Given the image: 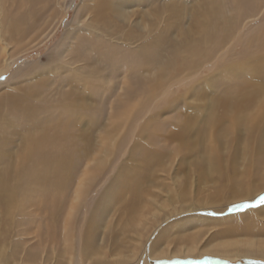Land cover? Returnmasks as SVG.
<instances>
[{"label": "rangeland", "instance_id": "rangeland-1", "mask_svg": "<svg viewBox=\"0 0 264 264\" xmlns=\"http://www.w3.org/2000/svg\"><path fill=\"white\" fill-rule=\"evenodd\" d=\"M178 1H184L185 5L176 4L171 12L177 14L181 24L177 27V23L171 20L169 22L173 26L165 30L163 24H166L171 14L165 0H0V135L10 137L9 141L0 143L3 151L0 154V169L5 167L8 157L13 158L17 139L29 130L35 138L46 142L50 152L61 148L66 155L72 152L77 158L80 152L91 151L88 156L93 161L88 167L86 161L83 165L82 160H79L71 174V189L63 213L65 217L74 203L73 188L86 177L84 175L89 174L84 182L90 189L81 198L83 204H80L79 209L78 202L70 223L73 229L67 235L71 236L72 242L69 245L73 243L72 247L75 246L76 252L82 240L91 242L93 250L84 259L85 264H94L96 261H101V264H157V261L147 257V252L156 254L164 249L168 256L173 255L170 252L174 253L183 245V233L184 237H188L195 230L194 218L167 213L175 210L178 212L176 204H182V199L187 196L176 198L172 193L173 202L170 201L169 207L166 208V204H163V208L153 211L149 191L152 192L159 183V188L170 183L163 172L155 171L154 176H144L141 179L139 199L135 197L137 188L130 190L123 178L128 177L127 168L132 165L133 159L142 155L149 158L165 157L168 148H173L176 143L170 144L171 142L163 139L173 138L172 134L175 132L181 131L179 136L186 132L194 144H205L207 148L204 130L210 126L207 119L220 111L225 87L229 85L222 82L224 76L213 73L219 60L213 61L211 66L206 65L209 68L201 67L200 74L195 77L186 76L191 79H187L185 83H180L182 79H179L178 72L171 74L174 70L166 69L167 77L163 78L162 74L155 76V70L150 69L148 63L153 60L156 66L165 63L169 66L177 65L173 60L178 54L193 49L197 45L195 40H200L196 30L202 11L197 8L195 10V7L203 0ZM208 8L214 14L222 12L221 19L232 17L235 13L229 0H212ZM256 13V17L244 20L245 32L264 24V3L260 4ZM91 20L96 27L94 31L89 26L86 28ZM204 22L203 24L206 23ZM194 25L195 28H192ZM121 41L128 42L129 49L118 48L117 43ZM139 44L145 45L141 53L136 51ZM104 54H111L116 58L111 60L105 58ZM189 54L186 68L203 53L191 50ZM195 54L199 55L191 58ZM143 63L151 71L140 72L137 67ZM247 68L248 66H243L241 69ZM178 71L181 75L185 74ZM214 74L217 75L209 85V81L205 79L210 80L209 77ZM237 75L239 80L232 81V84H243L244 77ZM145 78L148 83H145ZM249 78L251 85L259 83L260 77L257 80L249 75ZM152 81L153 85H149ZM191 84L193 87L188 100L171 101L172 92L178 86L188 88ZM157 86L163 92L160 90V97L155 95L156 98H151V107L137 119L131 116L127 121L123 120L122 117L134 109V101L141 95L145 97L148 91L153 93ZM129 90L137 98L131 100L127 94ZM184 94L187 95V92L179 97ZM211 99L216 104L208 101ZM155 100H159L157 105ZM187 103L189 106L185 105ZM197 107L201 109H195ZM250 111L254 112V109ZM12 122H18V125L13 126ZM240 131L244 134L243 128ZM229 133L230 145L218 148L216 163H227L229 170L226 177L237 175V180L233 181L239 185L240 199L247 200L253 194L255 199L244 204L256 206L235 208L220 216L249 213L264 207V204L259 203V197L264 195V140L262 150L258 153V144L255 143L258 132L251 140L238 135L235 130H230ZM103 142L106 143L101 146ZM183 158L195 161V158L181 152L171 163L174 167L179 166L177 173L183 178L185 189L194 186V190L203 191V195L209 193L208 197H211L215 189H227L230 186L228 179L219 184L215 183L216 177L213 181L207 179L210 170L205 162L201 161L202 173L197 171V162L200 160L195 161L193 171L194 168L185 167L186 161L182 162ZM167 160L166 165L172 161ZM96 161L99 170L96 169ZM154 193H157L155 198L159 199V190L155 189ZM128 195L131 197L127 198ZM223 195L222 204L227 202L226 205H231L235 201L236 197L232 198L231 193ZM193 201L196 200L192 198L187 205ZM31 211L40 215V224L49 216L48 212L44 214L39 209L23 208L22 214L17 217V220H23V235H16L1 219L0 264H63L62 223L54 229L57 233L59 230L61 237L50 247L47 238L41 243L38 241L36 234H45L48 227L42 225L38 228L31 218ZM153 214H157L155 220ZM170 215L172 216L169 217ZM245 218L244 230L239 234H217L209 245H203L208 248L213 244L222 246L226 243L224 246L228 248L225 250L238 249L234 252H239L240 255L236 256L234 252L226 255L204 254L198 246L197 252L203 253L202 256L196 252L198 257L179 255L158 261L264 264V259L258 262L249 259L250 252L256 251L253 254L255 258H261L264 254L260 248L264 244V208L258 216ZM237 220L232 224L242 225ZM176 223L184 224L173 227ZM32 229H36L35 235L31 233ZM221 229L222 227L217 228L219 231ZM245 241L252 244H240ZM151 244L152 247L148 250ZM230 244L236 245L229 246ZM32 247L33 251H29ZM53 256L56 258L53 259ZM67 261L65 258L64 263L68 264Z\"/></svg>", "mask_w": 264, "mask_h": 264}, {"label": "bare ground", "instance_id": "bare-ground-1", "mask_svg": "<svg viewBox=\"0 0 264 264\" xmlns=\"http://www.w3.org/2000/svg\"><path fill=\"white\" fill-rule=\"evenodd\" d=\"M211 1L212 0H203V2L201 1L202 3H200L198 7H195V10L200 9V11H202L199 15L200 19L197 22L198 28L196 30L198 33L197 38L199 37L200 40H195L197 45L191 50L196 52L201 51L203 53L202 56H199L197 59L193 60L187 68L185 64L189 62V52L191 50L188 52H180L178 57L173 60L174 63H178L175 66H169L166 63L161 66H156L154 60L148 63L150 69L152 71L155 70V76L162 74L163 78L167 77L165 71L166 69H170L174 70L171 74L178 72V77H180L179 79H182L180 83H185L187 79H191V77H195L200 74L202 69L201 67L209 68L206 65L210 64L211 66L213 61L219 60L215 71L211 72L224 76L222 82H225L229 85L225 87V97L221 101L220 111L209 116L207 119V121L210 122V126L204 129L207 137L205 140L207 143V148H205V144L201 146L197 141V144H194L186 132H183L180 136L179 134L181 131L175 132L172 134L173 138L163 139L165 141L171 142L170 144H174V142L176 143V146L173 148H168L167 155L165 157L149 158V156L146 157V155H142L138 159H133L132 165L129 163L130 167L127 168L128 177L123 176L126 181V185L129 184L130 190L137 188L135 197L139 199L141 179H144V176H146V178H148V176H154L155 171L160 170L164 173L165 179L170 180V183L168 185H164L161 188H159V183L157 186H155V188H153L152 192L149 191V197L151 198L150 201L153 205V211L157 210V208H163V204H166V208L169 207L170 201L173 202L171 197L172 193H174L176 198L187 196L182 199V204H176L178 206L177 209H179L178 212L177 210H168L169 212L167 213L194 218L195 220L193 221L196 224L195 230H193L194 232L188 237H184L185 233H183L181 238L183 240L181 242L183 245H181L180 248H177L176 251H173L174 253L170 252V254L173 255L168 256L164 252V249L162 252L156 254L147 252V257L152 258L154 261L169 258L170 256L182 255L185 257H198L197 255L202 256L203 253L226 255L234 252L238 249L225 250L228 248L227 246H224L226 243H223L224 245L222 246H220V244H213L208 248L205 246L209 245L217 236V234H239L238 232H242L244 230L243 226L244 222L246 221L245 217L251 215L258 216L259 212H261V210L264 208L263 207L258 211L256 210L257 212L249 211V213L245 212L244 214L239 215L235 214L220 216L227 211L230 212L235 209L236 205H242L244 202H251L255 198L253 194H250L247 200H241L240 196H238L239 185L235 184L233 181L237 180V175L233 173L234 175H231L230 178H227L226 172L229 170L227 163H216L218 161V157L216 156L218 148L220 149L222 145H230L228 142L231 136L229 133L230 130H235L238 135L244 136L250 140L255 137V135L257 136L256 132H258L256 140L254 139L255 143L258 144V148H256V150L258 153L262 150V142L264 140V122H262V118L264 116V24H260L263 27H259V25L257 28L255 27V30H248L245 32L246 21L244 22V20L247 18L249 19L252 16L256 17L258 14L256 13V9L259 8L260 4L262 5L264 3V0H229L231 2L232 9H235L234 16L229 18L226 16V18L222 19L220 17L222 16V12L219 14H214L208 8V6L211 5ZM165 3L171 14L166 21V24H163L164 29L168 30L171 25L173 26L172 22H169L171 20H174L178 27L181 24V21L177 14L171 12V10L174 6H176V4L185 5L184 1L180 3L178 0H165ZM225 6H227V4ZM211 9H214V7ZM251 12L252 14H250ZM121 16L123 19H125L124 15ZM218 17L220 18L218 19ZM218 20H220V22ZM254 20L256 19L254 18ZM203 21L206 23L204 22L205 24H203ZM240 24L242 25L240 26ZM94 25L95 24H93V20H91L86 24V28L89 26V29L95 30L96 27H94ZM195 25L192 26V28H195ZM15 28L17 29V27ZM182 40L178 42V45L182 42ZM125 42L126 41H121L117 43L118 48L121 47L120 49H129L127 45L128 42ZM114 47H116L115 43ZM144 49V44H139L136 47V51L138 53L143 52ZM198 55L199 54L192 55L191 58ZM104 57L110 58L111 60L116 58V56L111 54H104ZM243 66H248V68L243 70L241 69ZM137 68L143 73L151 71L145 63ZM178 70L184 72L185 74L181 75ZM217 74H214L213 76L211 75L209 77L210 80L208 78L204 79L208 80L209 85H211L215 79L214 76ZM237 74L242 75L245 81L243 84L233 85L232 81L239 80ZM249 75H253L257 80L258 77H260V80H258L259 83H254V85H251ZM144 81L145 83H148L147 78H145ZM140 82L143 83L142 80H140ZM230 83L232 85H230ZM156 84H158V81ZM149 85H153V81ZM192 87V84L188 88H180L178 86L176 90L172 92L173 94L171 101L179 102L181 99L188 100ZM160 90L163 92L162 88L157 86L153 93H151L152 91H148L145 97H143V95L139 96V98L134 101V109L129 110L126 113V116L122 117L123 120L127 121L131 116L134 117V119L140 117L143 111L148 110V107H151L150 103L153 101H149L152 100L155 95L156 97L161 96L162 92H160ZM129 91H127V94L131 100L137 98L134 96L135 93H133V91ZM183 92H187V95L184 94L183 96L179 97V95H181ZM158 101H156V105L158 104ZM208 101L216 104L213 99ZM185 105L189 106V103ZM195 109L201 108L197 107ZM249 109L252 111L254 109V112H251ZM18 122H12L11 124H13V126L18 125ZM240 128L244 129V134H241ZM5 140L9 141L10 137L0 135V143ZM159 142L162 141L160 140ZM104 143L106 142L101 143V146H104ZM53 145L54 143H52V146ZM181 152L195 158V161L200 160L197 162V171L203 173L201 161L208 165L210 176L207 177V179L210 178L211 181H213V178L216 177L217 181H215V183L218 184L223 183L224 180L228 179L227 181L231 183L230 186L227 189H215L213 192L214 195L211 197H208L209 193L203 195L201 193L203 191L198 192L197 190H194V186H190L185 189L183 178L179 176L180 173H177V171H179V166L174 167L173 163H171L175 161L176 157H179ZM2 153L3 151L0 146V154ZM90 153V150H88V152H80L76 158L74 155H72V152L69 155H66L63 153L61 148L50 152V150L47 149L46 142L35 138L32 135L31 130H29L27 133L22 135V137L17 139V146L16 150L14 151L13 158L11 159L8 157L5 167L0 169V222L1 219H3L4 225H7L11 230L15 231L16 235H23L21 230V222H23V220H17V217L22 214L23 208L26 207L31 210L39 209L44 214L45 212H48L49 216L46 221L44 219L43 224H40L39 214L35 215V213L31 211L30 215L38 228L42 225L48 227V231L45 234L38 233L36 236L40 243L44 241L45 238H47L50 241V247L58 242L56 241L57 239H60L61 235L59 234V230L57 233V231L55 232L54 229H57L58 225L62 223V234L64 235V241L62 242L64 246V258L62 259L63 264H65V258H67L68 264H76L77 262L78 264H85L84 259H86V256H89L93 250V248L90 246L91 242L89 243L86 239H84L82 240L80 247L78 246L79 249L76 252L77 249L74 248L75 246L72 247L73 243L69 245V242H72L70 240L71 236H67L72 232L73 229L70 223L74 217L73 214H75L77 204L80 202L79 206L77 207L79 209L80 204H83V202H81V198H83V195H87L86 192L90 189L89 185L87 186L84 182V179L87 178L89 174L84 175L86 177L83 176L84 178L82 177L83 179H81L77 183L76 187L73 188L72 200H74V203L71 204L69 208L70 210L67 211V216H63V213L66 210L67 197H69V192L71 189V174L79 160H82L81 162L83 165L86 161V165L88 167L89 163L93 161V159L88 156ZM167 159H172L169 164L167 163L168 165H166V162L168 161ZM185 161V167H192L194 168L193 171H195V161L193 159L190 160L183 158L182 162L185 163ZM95 165L96 169L99 170L98 161L95 162ZM182 169L184 170V168ZM155 189H157V191L159 190V199L155 198L157 196V193H154ZM195 189L197 188L195 187ZM227 193L229 195L231 193L232 198L236 197L235 201H233L231 205H226L227 202L225 204L221 203V197L224 196L223 194ZM130 197L131 196L128 195L127 198ZM192 198L196 201H193V203L191 202V204L187 205ZM161 200L164 202L161 203ZM221 206H225V208L222 209ZM144 216L148 218L146 215H143V217ZM152 217L154 218L153 220H155L157 218V214H153ZM235 219H238L242 225L232 224L235 223L233 222ZM147 222L148 221H146V225ZM183 224L184 223H176V225L173 227H179ZM218 227H222V229L219 231L217 230ZM35 230L36 229H32L31 231L33 235H35ZM155 232L156 231H153V233ZM157 234L158 233L155 235L157 236ZM240 244L243 246L244 244L250 246L252 243L245 241L241 242ZM235 245L236 244H230L229 246ZM198 246L202 248V254H198ZM151 247L152 244L148 250H150ZM260 248H262L261 252L264 253V244H262ZM51 250L52 252L55 251L53 247ZM29 251H33V247L30 248ZM254 252L256 251L250 252L249 259H252L254 262L264 259V254L261 258H255L253 255ZM233 254L237 256L241 253L234 252ZM55 258L56 256H53V259ZM94 264H101V261H96Z\"/></svg>", "mask_w": 264, "mask_h": 264}, {"label": "snow or ice", "instance_id": "snow-or-ice-1", "mask_svg": "<svg viewBox=\"0 0 264 264\" xmlns=\"http://www.w3.org/2000/svg\"><path fill=\"white\" fill-rule=\"evenodd\" d=\"M259 203L264 204V195L259 197ZM254 204H242L236 205V208H248V207H255ZM157 264H199L196 261H188V262H180V261H157Z\"/></svg>", "mask_w": 264, "mask_h": 264}]
</instances>
